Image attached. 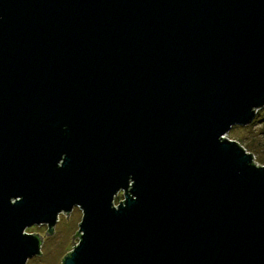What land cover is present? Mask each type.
I'll use <instances>...</instances> for the list:
<instances>
[{
    "label": "water",
    "instance_id": "obj_1",
    "mask_svg": "<svg viewBox=\"0 0 264 264\" xmlns=\"http://www.w3.org/2000/svg\"><path fill=\"white\" fill-rule=\"evenodd\" d=\"M263 108L264 0H0V264H264Z\"/></svg>",
    "mask_w": 264,
    "mask_h": 264
},
{
    "label": "rangeland",
    "instance_id": "obj_2",
    "mask_svg": "<svg viewBox=\"0 0 264 264\" xmlns=\"http://www.w3.org/2000/svg\"><path fill=\"white\" fill-rule=\"evenodd\" d=\"M227 138L238 142L249 153H252L255 162L264 166V108L257 112L252 123L247 126H234ZM125 200L123 192H120L115 198V206ZM83 212L79 207H75L70 213L69 221L67 214H60L54 234L48 236L46 232L49 230L47 225L32 226L27 229L29 234H40L43 238L41 254L29 259L27 264H63L62 259L71 253L75 246L80 243V238L76 237L72 244L73 236L80 230Z\"/></svg>",
    "mask_w": 264,
    "mask_h": 264
}]
</instances>
